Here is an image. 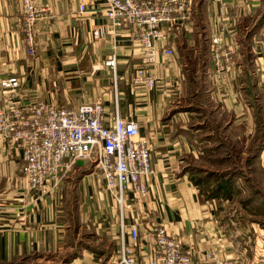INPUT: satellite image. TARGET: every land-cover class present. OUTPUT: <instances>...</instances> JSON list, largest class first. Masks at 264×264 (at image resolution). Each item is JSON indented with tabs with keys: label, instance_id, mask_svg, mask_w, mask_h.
I'll return each mask as SVG.
<instances>
[{
	"label": "crops",
	"instance_id": "1",
	"mask_svg": "<svg viewBox=\"0 0 264 264\" xmlns=\"http://www.w3.org/2000/svg\"><path fill=\"white\" fill-rule=\"evenodd\" d=\"M37 5L45 15L34 25L30 56L20 34V0H0V81L10 75L20 79L14 96L0 86V102L8 99V106H15L42 100L75 107L98 100L106 124L116 107L122 117L138 122L150 142L152 170L144 176L146 196L127 193L125 221L139 225L140 261L149 256L145 231L162 224L198 257L214 251L239 264H264L263 221L240 225L221 219L219 199L202 197L186 169L200 160L238 157L242 162L241 155L230 153L239 142V152L244 158L252 155L264 175V0H227L223 41L232 54L221 82L214 78L210 52L218 7L213 0H191L188 18L164 26V37L155 41L150 69L160 82L151 90L130 81L143 55L135 29L113 26L101 0H37ZM167 49L173 53L165 55ZM112 57L114 67L106 64ZM259 143L263 147L252 154ZM220 148L224 154H215ZM205 151L215 155L205 158ZM78 162L57 185L30 188L20 170L17 142L0 137V264L29 256L45 257L44 264L113 263L120 244L116 204L103 176L90 168L69 186L64 176ZM255 179L264 183L263 177ZM70 223L76 235L87 233L72 255L75 247L63 243Z\"/></svg>",
	"mask_w": 264,
	"mask_h": 264
},
{
	"label": "built area",
	"instance_id": "2",
	"mask_svg": "<svg viewBox=\"0 0 264 264\" xmlns=\"http://www.w3.org/2000/svg\"><path fill=\"white\" fill-rule=\"evenodd\" d=\"M113 26L135 29L142 46L140 65L131 74L134 85L154 89L160 79L151 71L157 50L155 41L164 37L163 27L188 18L191 0H101ZM218 7V29L210 39L211 64L217 82L225 78L232 51L224 44L227 27V0H213ZM20 34L26 53L34 55V25L44 18L45 10L37 0H20ZM85 9L84 3L79 6ZM264 35V20L260 25ZM171 55V49L164 50ZM115 59L106 64L114 67ZM0 86L17 94L18 76L10 75ZM0 102V137L13 139L20 148V170L30 188L58 184L62 176L78 161L91 160L104 178L107 191L117 204L120 233L119 251L112 264H239L236 260L208 251L196 256L185 251L181 240L171 235L162 224H151L143 238L149 243L146 262L140 261L135 245L140 237L136 221H125V199L131 191L146 196L148 185L144 176L151 172L149 140L140 134L139 124L122 117L114 110L112 122L103 119V104L98 101L65 107L51 101H31L8 106ZM127 231V232H126ZM129 234V240L125 235Z\"/></svg>",
	"mask_w": 264,
	"mask_h": 264
},
{
	"label": "trees",
	"instance_id": "3",
	"mask_svg": "<svg viewBox=\"0 0 264 264\" xmlns=\"http://www.w3.org/2000/svg\"><path fill=\"white\" fill-rule=\"evenodd\" d=\"M262 147V143H259L258 146H254L252 154H258ZM230 153L231 155H238L239 150H236V153H234V151L232 150L230 151ZM229 161L232 162V165L229 167L227 165L222 170L200 169V171H193L191 170V165L186 166V169H189V171L193 172L190 176V180L194 185L198 186L199 193L202 197H204L205 199H219L217 206L219 210L222 209L221 204L223 203V201H225L235 203L234 206L237 205V210H241V212L243 213L245 211L264 213V191L260 189V187L255 184L256 181L251 180L253 178L250 177L252 171H258V166L256 161L254 160V157L252 155H247L242 162H240L238 157H233V159ZM216 162L219 163V161ZM237 162L239 165L237 164ZM240 164L241 166H244L247 168V170H249V173L246 176H243L244 171L241 168ZM246 184H248L249 193L246 195H241L242 192L246 189L245 187H243L247 186ZM256 199L261 200L262 208L259 210H252L251 202H254ZM77 249L78 247H75V249H73L69 254H76ZM34 264L44 263L36 261V263Z\"/></svg>",
	"mask_w": 264,
	"mask_h": 264
},
{
	"label": "rangeland",
	"instance_id": "4",
	"mask_svg": "<svg viewBox=\"0 0 264 264\" xmlns=\"http://www.w3.org/2000/svg\"><path fill=\"white\" fill-rule=\"evenodd\" d=\"M240 147H241V144L238 142L237 146L235 147L234 153H236V150H239ZM214 151H215V154L221 155V154H224L226 149L223 150L222 148H220V149H218V151L217 150H214ZM212 154L213 153L211 151H208V152L205 151L203 154V157L207 158L208 156H210ZM215 154H213V155H215ZM232 154H233V152H232ZM239 155H241L243 157V158H241V160L242 159L244 160L245 152H242V153L239 152ZM207 162H208L207 160H205V161L200 160L199 163H190L189 165H191L190 167H191V170H193V171H198V170L200 171V169H210L209 168L210 166H212L213 168H218L220 170L221 168H224L227 165H228V167L232 165V162H229V160L218 163V162H216V159H212L210 162H208V163ZM237 164H238V162H237ZM240 166H241V164H240ZM89 168H90V171L95 170V171L99 172L96 169V167H94L93 161H91V160L79 161L78 165L75 166V169L71 170V172H69V174L64 176V177H67L66 182H69V186H71V188H72L73 185H75V181H76L77 177H79V175L81 173H86V172L88 173ZM241 168L244 171L243 176L244 175L246 176L249 173V170H247V168L244 166H241ZM82 169H86V170L83 171ZM250 175H251L250 177L253 178V179H251L253 181L257 180V179H255V177H258V178L263 177V179H264V175H261L260 171H257V170L252 171V173ZM255 184L257 186H259L264 191V183L263 182L261 184L255 182ZM246 185L247 186H243L246 189H245V191L242 192L241 195H246L249 193L248 184H246ZM113 201L116 204L115 200H113ZM234 205H235V203L223 201L222 209H220V214H219L220 218L223 220L225 219L226 221H229L230 219L233 221H238L240 225H242L244 222L246 223L248 221V219L260 220V221H263V223H264V213H254L253 211H248V212L245 211L244 216H241V214H240L241 210L238 211L237 207H236L237 205L236 206H234ZM251 207H252V210L253 209H256V210L261 209L262 208L261 200L256 199L254 202H251ZM116 208H117V204H116ZM62 216H63L64 222L69 223V221H68L69 219L65 218L67 215H62ZM72 227H73L72 223H70L69 227H67V229L68 228L69 229L64 234L63 243H67L68 245H72V247H78L81 245V242H79L80 240L81 241L87 240V237L85 236L87 233L81 232V234L76 235L75 230H73ZM227 227H228V231H233L232 230L233 228H231L228 225H227ZM82 231H84V230H82ZM89 238H91V240L95 241V242H97V239H98V237H95V236L93 237V235H89ZM39 257H35V256L22 257V258L13 259L7 263H2V264H34V263H36V261L42 262L44 259H46L45 257H40V259H39Z\"/></svg>",
	"mask_w": 264,
	"mask_h": 264
}]
</instances>
